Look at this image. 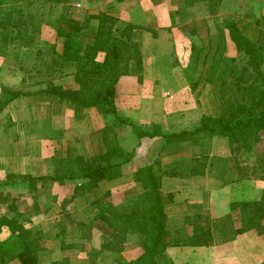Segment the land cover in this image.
<instances>
[{"label": "crops", "instance_id": "1", "mask_svg": "<svg viewBox=\"0 0 264 264\" xmlns=\"http://www.w3.org/2000/svg\"><path fill=\"white\" fill-rule=\"evenodd\" d=\"M185 4V0H70L61 6L62 20L79 22L80 31L75 38L83 47L95 42L96 17L100 14L136 27L132 40L141 45L143 69L139 74L124 75L119 79L116 104L121 115L137 127L158 125L164 134L193 130L200 126L204 116L225 115L233 108L226 101L222 107L214 103L206 111L203 107L205 97L211 95L219 100L225 93L243 95L244 84H240V80L245 82L251 77L247 67L237 72L233 69L234 59L216 54L220 34L222 38L228 34L225 28L218 26L220 11L233 7L234 0H224L226 5L216 14L187 21L179 15ZM72 31V26L67 25L64 32ZM51 33H54L52 43L62 53L64 36L56 29L48 34ZM13 48L10 46L8 53L14 54L28 70L23 72L0 61L2 85L23 93L0 114V201L6 204L3 214L16 217L23 224L36 223L46 209L39 193L48 191V204L45 205L48 208L49 204L56 203L57 213L53 216L58 218L50 225H62L63 230L68 218V225L75 222L73 226L79 229L78 235L82 239L92 241L88 236L84 238V229H91L93 223H104L97 215L96 221L89 220L88 215L78 220L69 208L77 199L93 194L83 195L79 183L49 181L44 186L38 185V191H31L20 182L4 183L10 174L56 177L58 172L54 165L58 160L70 156L89 160L104 154L103 133L107 118L96 108L78 107L45 94L50 84L63 89H79L72 66L63 73L52 69L47 72V67H40L38 63L37 49ZM104 58L105 54L100 53L97 60L103 62ZM228 64H231L230 69L221 72ZM222 78L223 83H220ZM134 137L141 143L132 159L137 170L101 182L98 190H106L102 198L107 197L108 192L111 197L116 188L123 189L128 183L136 182L135 175L140 168L158 162L162 172L172 169L179 172L177 176L164 175L161 181L168 229L173 233L185 230L192 235L209 223L213 236L210 246H170L160 253L154 264H264V224L238 233L242 217L238 210L232 209L235 199L262 200L264 166L250 162L236 165V157L224 137L194 138L162 150L163 138L139 141ZM146 145L149 149L145 150L147 156L144 159ZM202 157L208 158L206 165L199 162L194 165V161ZM132 161L126 165L133 167ZM25 194L30 195L33 203L28 204L27 211H21L22 205L27 204L23 200ZM102 198H94L86 207H95L93 203ZM50 212L53 211L47 209L45 213ZM198 215H202V219H198ZM43 220L36 224L42 226ZM44 238L47 240L46 236ZM61 239L62 242L60 238L58 241L62 244V254L79 247ZM124 246V251L114 255L120 263L135 261L143 254V247L136 241ZM94 248L93 251L99 250Z\"/></svg>", "mask_w": 264, "mask_h": 264}, {"label": "trees", "instance_id": "2", "mask_svg": "<svg viewBox=\"0 0 264 264\" xmlns=\"http://www.w3.org/2000/svg\"><path fill=\"white\" fill-rule=\"evenodd\" d=\"M70 0H0V56L9 55L8 49L11 44L18 47H28L38 50V58L49 55L50 60L42 64L47 67V72L52 69L63 73L72 66L75 81L79 89H63L54 84L48 85L45 94L56 97L61 101L74 104L78 107L96 108L98 112L105 115L108 121L104 129L103 141L106 152L89 160H71L70 164L56 161L55 166L58 174L56 177H34L30 175H13L6 177L4 185H14L18 182L25 184L29 189L38 191V185L44 186L49 181L60 183L66 180L77 182L83 195L95 193L101 182L111 180L122 174L123 167L132 161L136 148L141 143L135 142V146L129 152L120 146V141L115 138L109 139L108 131L116 123L128 125L131 135L136 136L139 141L144 138H163L165 147L179 142L188 141L199 137H224L228 141L231 153L251 162L254 145L261 143L262 132H264V72L262 47L258 41L264 33V27L250 26L249 23L239 24L234 20L226 23L238 51L247 57V67L256 76V88L245 89L244 100H238L234 107L225 115L204 116L199 127L193 130H185L179 133L164 134L161 126L154 125L149 128H140L126 120L120 113L116 104L117 85L119 79L124 75L139 74L142 71L141 45L132 40L133 30L136 28L131 23L120 22L116 18L100 14L96 17L98 26L96 29V40L85 47L78 42L75 36L80 31V24L75 20H61L57 31L64 36L65 42L62 53H59L56 44L45 42L40 47L38 34L45 24L44 13L41 10L49 5L52 15L59 11L61 5ZM214 0H185V8L179 12L182 20H192L203 15L196 14L192 8L199 4L206 5ZM26 2L33 7L29 12L22 11L20 4ZM58 10V11H57ZM216 10H210L207 16L213 15ZM67 25H71L72 32L65 33ZM253 27L254 29H251ZM252 30L259 37L253 40L246 32ZM100 53L105 54L103 62L98 61ZM262 55V56H261ZM43 59V57H42ZM42 72V71H41ZM0 114L14 100L21 97L23 93L1 85ZM108 129V131H107ZM107 131V132H106ZM253 148V149H252ZM253 150V151H252ZM260 158L256 159L254 165H262L264 161V149ZM245 155L247 157L245 158ZM263 157V158H262ZM208 158L196 159L206 165ZM68 162V161H67ZM164 175L177 176L176 169L162 172L161 165L154 162L140 168L135 175L136 183L140 184L144 194L137 199L125 200L121 206L107 202L105 199L95 201L97 206L96 215L106 228L103 242L93 257L103 253H111L113 256L124 251V245L136 241L143 247V254L138 259L127 264H154L156 258L166 248L173 246H210L213 244V236L210 225H202L201 230L188 235L185 230L175 231L168 229V218L165 212L164 198L161 192V181ZM31 190V191H32ZM136 191V190H135ZM138 194V192L136 191ZM108 196L109 192L107 193ZM259 201H243L235 199L232 209L238 210L242 217L238 233L249 231L258 227L264 220V192ZM126 205V206H125ZM122 209L124 211L122 212ZM202 215H198V219ZM208 221V220H207ZM7 228L14 236L9 243L4 242L0 246V264H37L41 250L40 231L26 227L16 217H7L0 214V234ZM118 261L117 258H115Z\"/></svg>", "mask_w": 264, "mask_h": 264}, {"label": "rangeland", "instance_id": "3", "mask_svg": "<svg viewBox=\"0 0 264 264\" xmlns=\"http://www.w3.org/2000/svg\"><path fill=\"white\" fill-rule=\"evenodd\" d=\"M208 1V0H207ZM224 4V0H214L213 3H207L206 5H202L199 4L197 7L192 8L191 11H193L196 14H200L203 15L202 17H206L207 14L210 12V10H216V12L214 14H216L218 12V10L220 11V9H222ZM63 6V5H61ZM61 6L59 8V11L56 12L55 14L52 15V8L47 5L44 7V9L41 10V13H44L45 18V24L42 25V28L37 36L38 38V43L40 44V47L43 49H47L46 46H42L43 43L45 42H49L51 44L52 40L54 38V33L48 34L51 31L55 32V29L57 30L58 27L61 25V20L63 17H61L60 15H62L60 13L61 11ZM1 8V7H0ZM20 8L22 11L25 12H29L31 10H33V7H30L29 5L26 4V2H22L20 4ZM232 9V10H231ZM264 11V0H234V6L232 7H228V9L225 7V9L220 11V15L219 16V23L218 26H222L223 29L225 28L226 31L228 32V34H226V36H224L223 38L221 37V34L219 36L220 41L217 44V48H216V54L218 55H224V56H228L229 58L231 57L232 59L235 60L233 69H236L237 72L242 71V67H247V57L244 55V53L239 52L238 48L235 44V42L232 39V36L230 34V31L228 28H226V23L230 20H235L236 22H238L239 24H242L243 22H247L249 23L250 26L253 27H257L258 25L261 27H264V13H262ZM180 15V14H179ZM209 15V14H208ZM181 16V15H180ZM201 17V16H200ZM199 17V18H200ZM182 18V16H181ZM193 19V18H190ZM187 21V20H184ZM253 27H251V29H254ZM223 29H219V31H223ZM224 32V31H223ZM246 34H248L253 40H255L257 37H259L257 35L256 32L252 31V30H248V32H246ZM259 45L262 47V55L264 57V33L263 35L260 37V40L258 41ZM13 49L16 50L17 45L16 44H11L10 45ZM9 46V49H10ZM210 47V45H208ZM208 46H204L206 48H209ZM8 49V50H9ZM34 49V48H33ZM38 51V50H37ZM13 53V52H12ZM261 55V56H262ZM43 57V59H42ZM1 58V57H0ZM50 60V56L49 55H43L41 56V58H38V63L40 64V67L44 66L42 64H45L46 61ZM0 61H4L6 64H10L11 66L16 67L17 69L20 68L21 71L25 72L27 71L24 65L20 64V62H18V60L15 58L14 54H9L4 56V58H1ZM22 65V66H20ZM6 67H8L6 65ZM209 67V66H208ZM231 67V64H228V67H226V69L223 67L221 72H227ZM248 68V67H247ZM263 72H264V59H263ZM42 72L44 71L41 70ZM249 74L251 75V77L249 78V80L245 81V89L246 87L248 88H256L257 83L254 81L256 76L251 70H249ZM221 77L223 76V74L220 75ZM232 79V78H231ZM223 78L222 80H220V83H223ZM234 80V79H232ZM34 80H31V82H33ZM4 84V80L1 77L0 74V87L1 85ZM244 89V90H245ZM245 94H246V90H245ZM189 99V98H188ZM214 99V96H208L205 97L204 101H203V107L204 110L207 111V109H210L211 105L214 103H219L220 107H222L223 104H226V101H228V103H230L232 105V107H234V105L237 103L238 100H244L245 97L244 95H233L228 93H225L224 96H222L219 100ZM188 103V102H187ZM186 103V104H187ZM233 103V104H232ZM229 104V105H230ZM231 107V108H232ZM105 125V124H104ZM108 125V124H107ZM106 125V127H107ZM147 128V127H145ZM108 131V129H107ZM106 131V132H107ZM131 128L127 125H123L122 123H116L114 125V127H110V130L107 132L108 135L110 136L109 139H116L119 140L120 146L123 148H126L127 151L129 152L130 150H132V148L135 146V142L136 138L134 136L131 135ZM113 142V141H112ZM149 143V142H148ZM148 145H146V148L144 149L142 158L145 159V156H147L145 150L149 149L147 148ZM254 152L252 153V157L253 159L251 160L252 164H254V162H256L257 158H260L262 152H259L258 150H263L264 149V132H262V141L261 143L254 145ZM252 148V149H253ZM253 151V150H252ZM75 154V153H74ZM236 157L235 163L236 165L239 163H244L245 159L240 157V156H234ZM247 157V155H245V158ZM80 156H70L67 157L66 159L63 160V163L66 162V164H70L71 160H77L80 159ZM238 159H240L241 161H238ZM261 159V158H260ZM58 161H62V160H58ZM68 161V162H67ZM145 161V160H144ZM133 162V161H132ZM249 163V162H248ZM247 163V164H248ZM262 163L264 164V161L262 160ZM140 165H137L136 167H138ZM55 169L58 167L55 166ZM242 167V164H241ZM135 170V164L133 162V167L126 165L123 167L122 173L125 172H134ZM140 184L134 182H130L128 183L123 189H119L116 188L112 194L111 197L107 196L104 197V199L109 202L110 200L112 202H114L116 205L121 206L122 203L129 199V200H134L137 199L139 197V195H141L144 191L142 190V187L139 186ZM138 192V194L136 193V191ZM106 190H104V192L101 190H97L96 193H93L91 197L88 198H79L77 199L75 202H73L71 204V206L69 207L73 212H75V217L78 220L81 219H85L87 217V215L89 216V220L94 221L95 220V215H96V211H97V207H86V204H88V202L92 201L94 198L96 197H103L104 193ZM48 191H41L40 194V198L42 199V202L44 204V206L46 207V209H43L44 214L40 215L37 218V222L41 219H44L43 225L42 226H38L35 222L33 224H24L26 227L30 228L33 227L34 229H40L38 231L41 232V250L39 253V260L37 264H127V263H120L119 261L115 260L116 256H113L111 253H103L102 255L98 256V257H93V254L95 253V251H93V249H95L94 247H97L98 249H100L102 242H103V237L106 233V228L99 224V223H93V226L91 229H88V227L84 232V238H86L88 236V238H90L92 241L90 240H86V239H82L79 235H78V230L73 224L68 225L70 222L69 219L67 218L66 220V225L65 228L62 230V225L59 224H52L54 223V221L58 218H56L55 216H53L54 212L57 213V210H55L57 207L55 204H49V207L47 208V204H46V199L48 198L49 194H47ZM54 193H57L54 191ZM144 194L141 195V197ZM30 195H24L23 196V200L25 201V203L22 205V207L20 208L21 211H27V206L28 204H32L33 200L30 199ZM127 198V199H126ZM103 199V198H102ZM46 204V205H45ZM6 204L3 201H0V214H3V211L6 210ZM51 206H55V208L51 207ZM126 206V205H125ZM86 207V208H85ZM43 208V207H42ZM47 209L49 211H53L52 213L50 212L49 214H46L45 212L47 211ZM60 209H59V214H60ZM124 211V209H122V212ZM64 211L61 212V214H63ZM76 219H74L76 221ZM242 219V218H241ZM240 219V220H241ZM96 221V220H95ZM57 222H60L59 220H57ZM62 223H65L62 222ZM264 224V220L261 222ZM32 228V229H33ZM5 232L3 231L0 234V246L1 244H3L4 242L7 241V243H9L10 241H13L15 238L12 234H10V232L8 230H6L7 228H4ZM59 234H62L61 236H59ZM44 236H46L47 240H45ZM60 238V242H62V239H64V241H68L70 243H74L79 245V247H75V249H71L70 251H67L66 253L62 254L61 252V245L58 241V239ZM92 237V238H91ZM96 248V250H97ZM93 251V252H91ZM10 264H17V261H14Z\"/></svg>", "mask_w": 264, "mask_h": 264}]
</instances>
